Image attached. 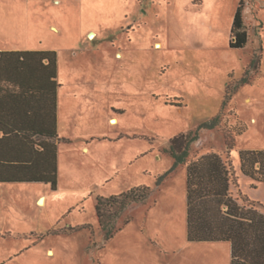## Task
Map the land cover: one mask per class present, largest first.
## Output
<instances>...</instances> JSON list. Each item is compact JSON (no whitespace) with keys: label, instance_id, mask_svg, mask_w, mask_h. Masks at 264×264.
<instances>
[{"label":"rangeland","instance_id":"obj_1","mask_svg":"<svg viewBox=\"0 0 264 264\" xmlns=\"http://www.w3.org/2000/svg\"><path fill=\"white\" fill-rule=\"evenodd\" d=\"M241 1L0 0V48L57 51L60 135L72 140L59 144L55 191L0 182V264H231V243L188 240L187 167L168 150L220 116L192 158L219 153L233 196L264 202L240 159L264 149V0H244L249 40L232 48ZM139 186L150 199L106 239L98 199Z\"/></svg>","mask_w":264,"mask_h":264},{"label":"trees","instance_id":"obj_2","mask_svg":"<svg viewBox=\"0 0 264 264\" xmlns=\"http://www.w3.org/2000/svg\"><path fill=\"white\" fill-rule=\"evenodd\" d=\"M244 5L242 0L234 18L232 48L244 47L249 40ZM59 85L56 50L0 51V182H43L57 189ZM219 117L174 136L168 150L175 165H186L188 170V239L229 241L231 264H264L263 205L250 199L249 204L241 203L233 196L231 185L237 184V175L232 163L219 153L192 158L191 147L199 139V131L211 127ZM240 159L244 174L264 181V149L242 150ZM151 195V187L139 186L100 197L96 210L105 238L120 230L122 225L115 222L128 207ZM129 222L127 218L123 224Z\"/></svg>","mask_w":264,"mask_h":264},{"label":"crops","instance_id":"obj_3","mask_svg":"<svg viewBox=\"0 0 264 264\" xmlns=\"http://www.w3.org/2000/svg\"><path fill=\"white\" fill-rule=\"evenodd\" d=\"M1 50H14V49H2V48H0V51ZM18 50H22V49H18ZM24 50V49H23ZM58 72H59V67H58ZM60 83V82H59ZM65 85H66V82H62V83H60V85H59V87H58V134H59V138L60 139H58L57 140V145H58V179H59V170H60V150H59V144L63 141V140H65V141H69V142H71L72 140L70 139V138H68V137H61V135H60V122H61V102H60V95H61V90H62V88H64L65 87ZM70 116H72V115H70ZM114 119H117L118 120V118H116V117H113L112 118V121L114 120ZM257 150H262V149H257ZM187 167V166H186ZM242 169V168H241ZM243 172V171H242ZM243 174H244V172H243ZM187 176H188V170H187ZM244 176H246L247 178H249V179H251V180H253V181H257V182H263L264 183V181H259V180H257V179H254V178H252V177H250V176H248V175H246V174H244ZM7 183V182H6ZM10 183H14V182H10ZM30 183H43V182H30ZM44 184H46V185H49L50 187H51V185L50 184H47V183H44ZM253 184H255V187H256V183H254L253 182ZM52 188V187H51ZM53 189V188H52ZM54 191L56 190V189H53ZM186 191H187V206H188V185L186 186ZM243 195V194H242ZM245 198H248V199H250V200H254V201H258V202H260L263 206L261 207V209L264 211V202L262 201V200H257V199H251L249 196H247V195H243ZM44 201H45V199H42V204L44 203ZM241 203H243V199H242V201H240ZM187 220H188V213H187ZM187 236H188V221H187ZM189 240V239H188ZM194 242H196V241H194ZM201 242H229V241H201ZM229 243H231V242H229ZM231 251H232V244H231ZM51 252H53V251H51ZM232 262V261H231Z\"/></svg>","mask_w":264,"mask_h":264},{"label":"bare ground","instance_id":"obj_4","mask_svg":"<svg viewBox=\"0 0 264 264\" xmlns=\"http://www.w3.org/2000/svg\"><path fill=\"white\" fill-rule=\"evenodd\" d=\"M113 122H114V123H117V122H118V120H117V119H114V120H113ZM51 253H53V252H51Z\"/></svg>","mask_w":264,"mask_h":264}]
</instances>
